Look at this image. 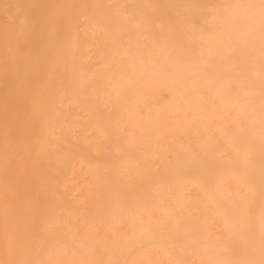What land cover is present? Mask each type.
Segmentation results:
<instances>
[{"label": "rangeland", "instance_id": "374dc122", "mask_svg": "<svg viewBox=\"0 0 264 264\" xmlns=\"http://www.w3.org/2000/svg\"><path fill=\"white\" fill-rule=\"evenodd\" d=\"M0 4V264H264L260 0Z\"/></svg>", "mask_w": 264, "mask_h": 264}, {"label": "bare ground", "instance_id": "6f19581e", "mask_svg": "<svg viewBox=\"0 0 264 264\" xmlns=\"http://www.w3.org/2000/svg\"><path fill=\"white\" fill-rule=\"evenodd\" d=\"M240 2V1H239ZM16 3H18V1L16 2ZM4 4H5V2H4ZM240 4V3H239ZM7 5V4H6ZM9 5V4H8ZM237 5V4H236ZM11 6V5H10ZM241 6V5H240ZM3 7H4V5H1L0 4V16L2 15V13H4V12H7L8 14V18H9V20L11 21V22H14V20H15V17H16V10L15 9H6V10H3ZM18 7V6H17ZM9 8V7H8ZM236 9H237V7H236ZM239 11V10H238ZM77 15V14H76ZM91 15V14H90ZM98 15V14H97ZM242 15V14H241ZM92 16V15H91ZM87 17H88V15H87ZM73 18V17H72ZM71 18V19H72ZM77 18V17H76ZM75 18V19H76ZM248 19V18H247ZM32 20V19H31ZM73 21H72V23H71V25H70V27H68L69 28V32H68V44H69V46H68V49H67V54H66V58H63V60H60L61 62L63 61L64 63H67V62H70L71 61V59H72V57H73V55H74V52H75V43H76V40H77V26H76V20H74V19H72ZM249 20V19H248ZM253 20H254V18H253ZM256 20V19H255ZM237 21V20H236ZM261 21H262V19H261ZM78 22V21H77ZM249 22H250V20H249ZM26 23V22H25ZM236 23V22H235ZM0 24H1V22H0ZM69 24H70V22H69ZM101 24V23H100ZM244 24V23H243ZM249 24V23H248ZM247 24V25H248ZM245 25V24H244ZM249 26H250V24H249ZM5 28V27H4ZM21 28V27H20ZM191 29V28H190ZM40 31V30H39ZM40 33V32H39ZM66 34V33H65ZM64 36V37H65ZM45 40V39H44ZM65 40H67V39H65ZM67 42V41H66ZM65 42V43H66ZM44 43V42H43ZM18 44V43H17ZM62 45V44H61ZM66 46V45H65ZM60 48V47H59ZM64 51V50H63ZM66 52V49H65V51L64 52H62V54L63 53H65ZM64 55V54H63ZM56 56H57V54H56ZM65 56V55H64ZM57 59V58H56ZM53 63V62H52ZM60 66V65H59ZM53 67H56V66H53ZM60 68H58V70H59ZM52 77V76H51ZM44 128H46V126L44 127ZM253 132H255V130L253 131ZM259 135V134H258ZM259 137V136H258ZM241 139V138H240ZM7 140L5 139V138H2L1 139V143H2V149L0 148V157L1 156H3V152L6 150V146H7ZM1 146V145H0ZM8 153V152H7ZM2 154V155H1ZM6 155H9V154H6ZM3 158H4V156H3ZM1 160V159H0ZM6 160H9V158H7ZM1 164V163H0ZM4 164H5V160H4ZM4 164H2L3 166H4ZM1 165V166H2ZM2 167H0V169H1ZM254 171V170H253ZM243 178V177H242ZM246 180V179H245ZM247 181V180H246ZM249 181V180H248ZM258 183V182H257ZM252 184V183H251ZM254 184V183H253ZM250 185V184H249ZM251 189H252V187H251ZM260 189V188H259ZM261 189H262V187H261ZM260 189V190H261ZM258 190V189H257ZM259 190V191H260ZM258 192V191H257ZM258 193H261V191L260 192H258ZM259 195V194H258ZM257 194H256V196H258ZM249 196H250V194H249ZM248 197V196H247ZM259 197V196H258ZM257 200H259V198L257 199ZM256 200V201H257ZM245 202V201H244ZM258 204L260 203V202H257ZM243 204V203H242ZM251 204H253V203H251ZM251 204H250V206H251ZM257 204V205H258ZM254 205H255V203H254ZM253 205V206H254ZM249 206V207H250ZM256 207V209H257V206H255ZM253 210H255V209H253ZM249 211H250V208H249ZM255 211H257V210H255ZM261 222V221H260ZM264 223V222H263ZM136 225V224H135ZM260 225H263V224H260ZM132 226V225H131ZM133 226H134V224H133ZM132 226V227H133ZM262 227H264V226H262ZM128 228V227H127ZM128 244V243H127ZM32 250V249H31Z\"/></svg>", "mask_w": 264, "mask_h": 264}, {"label": "snow or ice", "instance_id": "6c2138e0", "mask_svg": "<svg viewBox=\"0 0 264 264\" xmlns=\"http://www.w3.org/2000/svg\"><path fill=\"white\" fill-rule=\"evenodd\" d=\"M260 8H261L262 20H264V0H260Z\"/></svg>", "mask_w": 264, "mask_h": 264}]
</instances>
